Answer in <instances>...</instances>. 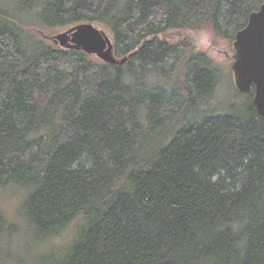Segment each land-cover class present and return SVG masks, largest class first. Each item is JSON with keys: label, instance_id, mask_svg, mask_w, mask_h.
I'll use <instances>...</instances> for the list:
<instances>
[{"label": "trees", "instance_id": "trees-1", "mask_svg": "<svg viewBox=\"0 0 264 264\" xmlns=\"http://www.w3.org/2000/svg\"><path fill=\"white\" fill-rule=\"evenodd\" d=\"M263 3L0 0V197L20 193L18 220L0 203V264H264L253 91L165 39L209 30L232 45ZM78 23L104 28L128 61L38 34Z\"/></svg>", "mask_w": 264, "mask_h": 264}, {"label": "water", "instance_id": "water-1", "mask_svg": "<svg viewBox=\"0 0 264 264\" xmlns=\"http://www.w3.org/2000/svg\"><path fill=\"white\" fill-rule=\"evenodd\" d=\"M38 34L58 49L81 51L96 60L122 66L128 57L117 58L110 34L93 23H78L61 31ZM230 70L235 88L242 94L253 91L252 102L264 118V3L250 13L246 25L232 42Z\"/></svg>", "mask_w": 264, "mask_h": 264}, {"label": "rangeland", "instance_id": "rangeland-1", "mask_svg": "<svg viewBox=\"0 0 264 264\" xmlns=\"http://www.w3.org/2000/svg\"><path fill=\"white\" fill-rule=\"evenodd\" d=\"M53 33V32H52ZM47 33V34H52ZM165 39L170 43H176L181 40L187 39L191 41L197 51L206 52L209 56H211L217 63L222 66V69L228 77L230 75L231 82L233 81V77L231 74L230 66H231V55H232V45L224 40L217 39L215 36L211 34L209 30H184V31H172L167 32L165 34ZM226 88V89H225ZM228 92L227 87L225 85L221 86L219 94L213 103H218L223 99V95L225 92ZM20 200V193L18 191L11 192H3L0 197V203L4 211L12 220H18L17 217V206ZM66 240L65 237L59 238V240H55V242H64ZM25 244V239L23 236L17 237L13 247L16 248L19 252H23V245ZM37 249L41 250V247L34 245V249L32 251H36Z\"/></svg>", "mask_w": 264, "mask_h": 264}, {"label": "bare ground", "instance_id": "bare-ground-1", "mask_svg": "<svg viewBox=\"0 0 264 264\" xmlns=\"http://www.w3.org/2000/svg\"><path fill=\"white\" fill-rule=\"evenodd\" d=\"M178 80V79H177Z\"/></svg>", "mask_w": 264, "mask_h": 264}]
</instances>
